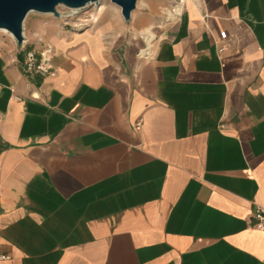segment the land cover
I'll return each mask as SVG.
<instances>
[{
    "label": "crops",
    "instance_id": "crops-1",
    "mask_svg": "<svg viewBox=\"0 0 264 264\" xmlns=\"http://www.w3.org/2000/svg\"><path fill=\"white\" fill-rule=\"evenodd\" d=\"M168 4L24 28L44 78L0 41V264H264V0Z\"/></svg>",
    "mask_w": 264,
    "mask_h": 264
},
{
    "label": "built area",
    "instance_id": "built-area-1",
    "mask_svg": "<svg viewBox=\"0 0 264 264\" xmlns=\"http://www.w3.org/2000/svg\"><path fill=\"white\" fill-rule=\"evenodd\" d=\"M185 3L186 0H169V4L163 8V14L164 16L166 15L165 19L169 12L173 14L174 19L166 20L174 21L181 14ZM91 8L92 6L85 7L83 10L59 8L58 17H54L51 14L48 15L58 20L60 28L71 32H77L83 31L96 23V17L93 16ZM34 38V45L28 46L27 44H29V40L24 34L23 27V40L20 45L23 50V59L20 64V69L22 74L26 76H37L39 78H44L54 72L51 62L52 47L45 42L42 35L37 33L35 34ZM220 50H222V48H220ZM143 55H149L148 50H146ZM139 126L140 121L136 123V127ZM252 218L255 223L254 225L257 228L264 230V207H256L252 212ZM5 258H8V256L0 255V259Z\"/></svg>",
    "mask_w": 264,
    "mask_h": 264
},
{
    "label": "water",
    "instance_id": "water-1",
    "mask_svg": "<svg viewBox=\"0 0 264 264\" xmlns=\"http://www.w3.org/2000/svg\"><path fill=\"white\" fill-rule=\"evenodd\" d=\"M100 0H0V29L10 33L15 43L20 46L23 40L24 21L28 14H51L58 17L59 8L83 10L97 5ZM120 9V16L129 21L137 0H110Z\"/></svg>",
    "mask_w": 264,
    "mask_h": 264
},
{
    "label": "rangeland",
    "instance_id": "rangeland-1",
    "mask_svg": "<svg viewBox=\"0 0 264 264\" xmlns=\"http://www.w3.org/2000/svg\"><path fill=\"white\" fill-rule=\"evenodd\" d=\"M100 1H102L103 6H104V8L101 10V13L104 12V9H107V8L108 9L105 10L106 12L101 16V18L99 19V22H97L98 23L97 28L100 30V29L104 28L103 27L104 25H106L109 28V31L107 32L108 35L114 34L115 28H117L119 26L118 22L115 20L116 17L124 25V23H129L131 21L133 15L139 11L140 0H138V2H136V7L133 10V12L131 13L130 20L126 22L122 19V17L120 16V13L117 12V8H116L117 6L112 4L110 2V0H100ZM163 8L164 7H162L159 10V14L165 18L166 15L164 16V14H163ZM91 11L94 15L95 14V5H92ZM100 14L97 15L96 19H98V17H100ZM48 20L52 21V22L56 21L58 23V20H56L55 18H53L52 16H50L48 14L30 13L25 18L24 28H26V30H28L32 24L36 23L38 25V23H40L41 21H48ZM38 21H40V22H38ZM145 28L146 27H144V28L142 27L138 31H134V33H131L133 35V37L136 38L138 40V42L141 44V46L139 47V52H138V54L140 56L142 55L141 50L146 48V44L144 42L143 35L141 33L145 30ZM154 30L155 29H153L151 31L155 34ZM10 40H12V39H10V37L7 36L6 34H0V41L8 42Z\"/></svg>",
    "mask_w": 264,
    "mask_h": 264
},
{
    "label": "bare ground",
    "instance_id": "bare-ground-1",
    "mask_svg": "<svg viewBox=\"0 0 264 264\" xmlns=\"http://www.w3.org/2000/svg\"><path fill=\"white\" fill-rule=\"evenodd\" d=\"M104 8L102 1H99V3L95 6V14L93 16L97 17L98 14L101 13V10ZM117 11L120 13V9L117 6ZM168 16L166 17L167 20H173L174 16L172 13L167 14ZM40 22V21H38ZM0 34H6L7 36L11 37L10 33H8L5 29H0ZM154 33L152 31H149L148 34L145 36V42L148 48H150L151 40L153 39ZM12 38V37H11ZM146 48L143 49V53L146 52Z\"/></svg>",
    "mask_w": 264,
    "mask_h": 264
}]
</instances>
